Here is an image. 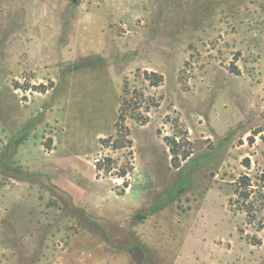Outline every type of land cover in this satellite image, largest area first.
<instances>
[{"label":"rangeland","instance_id":"obj_1","mask_svg":"<svg viewBox=\"0 0 264 264\" xmlns=\"http://www.w3.org/2000/svg\"><path fill=\"white\" fill-rule=\"evenodd\" d=\"M40 1L0 0V264H264V0H66L52 10L106 49L51 56L22 40L21 12ZM100 62L124 75L108 133L85 132L69 159L66 83ZM174 137L192 153L179 168Z\"/></svg>","mask_w":264,"mask_h":264},{"label":"crops","instance_id":"obj_2","mask_svg":"<svg viewBox=\"0 0 264 264\" xmlns=\"http://www.w3.org/2000/svg\"><path fill=\"white\" fill-rule=\"evenodd\" d=\"M40 2L45 4L43 10L33 13L21 12L20 18L23 28L21 34L23 36L22 40L26 42V45L29 44L28 41L38 44L39 49L43 51L44 55L49 53V56L54 51L56 52L55 55H60V49L63 51L74 49L78 52L82 53L84 51L91 55L94 52L97 54L106 49L103 46H95L94 44H90V42L84 41L83 35L86 33V30H84L86 29L84 19H80L79 16H73L68 23L64 22L61 12L69 10V3L66 0L59 2L46 0ZM60 2L62 3V11L58 12L60 7L56 11L52 10V5L56 3L59 6ZM84 14H88L87 16L90 17L97 15L94 13ZM65 34H68L65 42L60 43L61 35ZM28 35H31L33 38L30 39ZM40 35L44 37L41 38L39 37ZM65 57L66 59H70L72 56L65 54ZM51 59L53 57H50ZM102 64L103 62H100L86 68H74L68 77L65 87V97L59 106L61 112L60 123L63 129L59 149L64 157L69 159L74 158L72 155L78 156L81 154L80 151L75 153L76 151H72L70 148L86 139L85 132H91V139L94 141L99 140L108 133L106 131L108 123L105 120V114L109 105V99L112 97L110 95L115 96V107V98L120 92V83L124 79V75L123 71L119 70L115 65L109 64L103 67ZM105 67L111 69V74H106V71H104ZM99 68H103L102 71ZM110 84H116L117 86L113 88L114 94L110 93L112 90L109 88ZM50 94L53 93L50 92ZM54 113L58 114L57 111Z\"/></svg>","mask_w":264,"mask_h":264},{"label":"trees","instance_id":"obj_3","mask_svg":"<svg viewBox=\"0 0 264 264\" xmlns=\"http://www.w3.org/2000/svg\"><path fill=\"white\" fill-rule=\"evenodd\" d=\"M156 85H158V84L156 83ZM124 96H125V94H124ZM125 105H126V103H125V100L123 99L121 101V103H120V108H119V111H118V113H119V119H118V123H117V128L119 127V125H121L122 129H125L127 131V128L124 125L125 124V121H126V119L128 117V115L125 113V111H126L125 110ZM130 117L133 118V115H131ZM147 122H148V118H146V120L142 124H145ZM176 126H178V127H181L182 126L180 124V120L177 122ZM118 133H119V130H118ZM187 134H188V132H187ZM126 136L128 137V135H126ZM113 140H115L114 143L115 142L116 143H119L121 141L119 138L112 136V137L109 138V140L102 139L101 140V143L103 145V143L104 144L105 143H109V142H111ZM122 140L125 143L127 142V144H129V146H128L129 148H132L131 145H130L131 144L130 140H126V139L125 140L122 139ZM165 140H166V143H167L168 140H169V138H166ZM178 140H179L178 137H174V139L172 140V142H173L172 145L169 142L167 143L168 146L170 147V151H171V154L173 156V158H172V164H173V166L175 168H179L180 165H181V161L187 160L192 155L191 152H189V153H187L186 155H183V156L182 155H179L177 153L176 144H177V141ZM186 142L189 143V138H187ZM123 147H124V145H123ZM242 164L246 168L250 169L251 168V165H252L251 159L250 158H245L243 160ZM128 174H129V171H127V172L125 171V172H123V174L121 175V177L122 178H125V177H127ZM262 177H263V181H264V174H263ZM237 185H238V188L236 190V194L240 195V197H242V199H244V200H249L251 198L252 194L254 193V189H253V186L251 184L250 178L248 176H242V177H240ZM249 213L250 212H248V214Z\"/></svg>","mask_w":264,"mask_h":264},{"label":"water","instance_id":"obj_4","mask_svg":"<svg viewBox=\"0 0 264 264\" xmlns=\"http://www.w3.org/2000/svg\"><path fill=\"white\" fill-rule=\"evenodd\" d=\"M76 1L74 0V3H75Z\"/></svg>","mask_w":264,"mask_h":264}]
</instances>
